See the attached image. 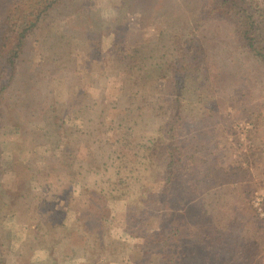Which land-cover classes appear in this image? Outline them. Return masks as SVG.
Segmentation results:
<instances>
[{"label":"rangeland","instance_id":"374dc122","mask_svg":"<svg viewBox=\"0 0 264 264\" xmlns=\"http://www.w3.org/2000/svg\"><path fill=\"white\" fill-rule=\"evenodd\" d=\"M197 1L43 11L0 80V264H264V74L242 54L177 81ZM176 99L195 120L172 139Z\"/></svg>","mask_w":264,"mask_h":264},{"label":"trees","instance_id":"16d2710c","mask_svg":"<svg viewBox=\"0 0 264 264\" xmlns=\"http://www.w3.org/2000/svg\"><path fill=\"white\" fill-rule=\"evenodd\" d=\"M59 1L15 0L5 20L0 21V45L2 48L6 49L13 40L16 42L13 44V46L16 44L15 51L11 52L13 50L12 46L11 54H6V61H0V80L1 77L8 80L7 86L4 88L3 84L1 87V89H4L3 91L9 87L14 78V73L12 74L10 71L14 72L17 69V59L29 47L28 32L30 30L34 31V28L39 26L43 11L49 10ZM197 3L202 5L203 17H201L202 20L196 21L197 26L191 22V37L183 42V45H187L183 48L191 47V53L181 52L174 58L173 67L174 72L178 73L177 81L184 82L188 80L191 82L189 85L191 89L196 90L199 86V77L204 79L206 72L211 70L208 66L210 62L219 63L215 75H224L227 71V68H224L225 65L230 64L231 66L235 57L237 55L242 56V54L247 56L250 54L251 57L256 59L254 62L259 63L264 74V0H199ZM25 24L27 25L21 28ZM225 26L226 28H224ZM224 31L228 32V35H224ZM2 48H0V53ZM193 50L195 53H193ZM204 63H207V67L204 66ZM185 83L188 85V82ZM176 92L177 90H175V94ZM175 104L180 105L173 106L176 114L172 119L178 117L182 120L171 123L168 134L172 139L183 135L186 120H191L190 125H193L192 120H195V118L184 116L188 103L176 99ZM197 121L194 122L195 127L205 129L209 124L207 119ZM194 131L195 129L192 128L188 133L192 135ZM175 144L177 145V142L173 141L171 146L174 148ZM172 158L176 159V155L173 154ZM174 161H176L174 165L179 163V160ZM174 165L169 164L168 170L173 169ZM169 176H171V173ZM175 232L178 234L177 231ZM173 262L167 261V264Z\"/></svg>","mask_w":264,"mask_h":264}]
</instances>
